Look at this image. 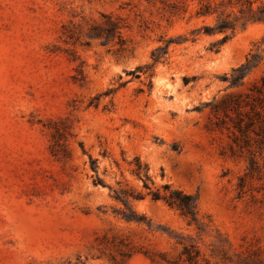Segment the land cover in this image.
Instances as JSON below:
<instances>
[{
    "label": "rangeland",
    "instance_id": "1",
    "mask_svg": "<svg viewBox=\"0 0 264 264\" xmlns=\"http://www.w3.org/2000/svg\"><path fill=\"white\" fill-rule=\"evenodd\" d=\"M227 16L236 0H0V264L264 257V24L220 43ZM108 17L118 33L91 36ZM135 158L152 190L196 199V225L150 199Z\"/></svg>",
    "mask_w": 264,
    "mask_h": 264
},
{
    "label": "trees",
    "instance_id": "2",
    "mask_svg": "<svg viewBox=\"0 0 264 264\" xmlns=\"http://www.w3.org/2000/svg\"><path fill=\"white\" fill-rule=\"evenodd\" d=\"M236 4L239 7V16L229 19H221L218 17L219 21L215 28L208 29L209 32L218 31L223 33V37L220 40V43L227 41L236 30L237 25L239 24L241 28H244L249 23H263L264 24V3L262 0H236ZM256 4L255 8L253 5ZM210 6L204 5L202 10L198 13L202 16L212 14L210 12ZM215 12V11H213ZM119 27L115 21L110 20L108 17L105 23L101 26H96L93 28V33L91 36L94 38H104L106 42L110 41L111 38L118 33ZM207 30V29H206ZM230 31V34H226V31ZM264 43V38L263 41ZM170 42L167 43L163 48H160L159 51L162 55L166 54L167 46ZM211 46V48H213ZM153 63H157L161 56H157L155 52L151 54ZM260 61V56L253 54L247 57L244 64L239 66L236 69L232 70L233 74L237 75V79L243 78L251 69H253L258 62ZM136 175L143 182V188L148 191L147 195L150 196L151 200L162 201L167 206L174 208L179 211L180 215L187 221L188 225L197 224V210H196V199L192 195L183 193L178 189H173L170 185H163L160 189L152 190L148 184L150 182L148 175L146 173V167L142 168L141 163L138 159H134ZM95 184L100 181L96 179ZM114 199L123 203L126 213H123V218L128 221H137L141 222L143 218L139 217L135 211L129 206V200H141L143 196L139 193H133L127 190H119L114 193ZM180 258L183 262L187 264H196L199 258V251L192 245L187 246L182 244V250L180 252ZM205 263L208 262L204 259ZM234 264H264V257L260 255H255L249 259H239Z\"/></svg>",
    "mask_w": 264,
    "mask_h": 264
}]
</instances>
